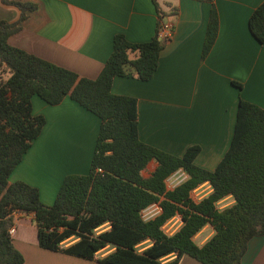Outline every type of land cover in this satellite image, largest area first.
<instances>
[{
	"label": "trees",
	"instance_id": "16d2710c",
	"mask_svg": "<svg viewBox=\"0 0 264 264\" xmlns=\"http://www.w3.org/2000/svg\"><path fill=\"white\" fill-rule=\"evenodd\" d=\"M1 1L15 5L19 16L13 22L0 20V264L23 262L8 231L14 213L32 215L41 248L100 264H178L183 254L203 264H239L248 240L264 233V108L239 97L229 145L214 169L207 170L194 163L198 145L176 156L142 142L136 98L111 92L115 76L152 77L168 40L158 36V29L176 8L151 0L157 15L154 35L130 42L115 34L100 72L87 78L10 45L8 37L20 30L36 4ZM198 1L211 3L201 50L204 58L217 37L219 19L213 0ZM248 29L258 42L264 41V0L250 13ZM232 84L241 88L237 81ZM33 95L52 105L69 97L100 119L88 172L66 175L52 204L40 200L36 187L8 181L45 123L41 114L32 113ZM150 160L156 166L144 176L142 170ZM178 167L188 178L165 190L164 179ZM204 182L210 192L194 200L191 191ZM226 196L232 203L219 208L217 202ZM157 200L161 213L143 221L141 209ZM175 215L181 225L167 234L162 227ZM205 224L212 226L213 234L197 245L193 236ZM67 240L73 242L63 246ZM144 241L149 244L137 249ZM105 247L111 250L96 257Z\"/></svg>",
	"mask_w": 264,
	"mask_h": 264
},
{
	"label": "crops",
	"instance_id": "0c3cea01",
	"mask_svg": "<svg viewBox=\"0 0 264 264\" xmlns=\"http://www.w3.org/2000/svg\"><path fill=\"white\" fill-rule=\"evenodd\" d=\"M19 1L33 2L36 8L22 21L20 30L8 37V43L87 78L100 72L112 51L115 34L142 42L155 33L157 15L151 0ZM158 1L176 12L164 19L169 37L152 77L115 76L111 92L136 98L137 132L142 142L176 156L198 145L194 163L213 170L231 140L239 97L264 108V41L258 42L248 29L249 15L262 0H213L218 33L204 58L201 50L211 3ZM18 16L15 5L0 0V20L13 22ZM31 105L32 113L41 114L45 123L8 181L36 187L40 200L52 204L66 175L88 172L100 119L69 97L52 105L33 95ZM149 163L156 166L150 160L145 168ZM203 185L209 189L197 200L211 190L206 182L197 187ZM222 201L226 202L218 205ZM232 201L226 196L217 206L222 208ZM173 217L179 223L168 234L181 225L180 217ZM13 222V243L23 256L22 264H100L38 246L31 214L14 213ZM19 228H31L32 237L19 234ZM212 234V226L205 224L193 240L202 245ZM105 249L95 256L111 250ZM173 257L168 255L164 260ZM178 264L203 263L183 254ZM239 264H264V233L248 240Z\"/></svg>",
	"mask_w": 264,
	"mask_h": 264
},
{
	"label": "built area",
	"instance_id": "2783aa9c",
	"mask_svg": "<svg viewBox=\"0 0 264 264\" xmlns=\"http://www.w3.org/2000/svg\"><path fill=\"white\" fill-rule=\"evenodd\" d=\"M169 27L168 24L163 22L158 29V36L160 38H168L169 37ZM99 170V169H98ZM188 178V173L182 167H178L174 171H172L165 179H164V187L165 190H171L182 183L184 180ZM198 187L194 188L193 194H195ZM162 211V207L159 203V200L153 201L149 203L147 206L141 209L140 216L143 221H148L159 215ZM163 228V227H162ZM164 230V229H163ZM9 234L13 235L15 228L14 225L9 228Z\"/></svg>",
	"mask_w": 264,
	"mask_h": 264
},
{
	"label": "rangeland",
	"instance_id": "374dc122",
	"mask_svg": "<svg viewBox=\"0 0 264 264\" xmlns=\"http://www.w3.org/2000/svg\"><path fill=\"white\" fill-rule=\"evenodd\" d=\"M154 169V164L153 163H149L147 168H145L143 170V175L144 176H148L150 174V172ZM209 189V187L207 185H203L200 188L197 189L196 193L193 194V191L191 192V196L194 200H197V198L202 195L203 193H205L207 190ZM226 201H222L220 202L218 205H223ZM179 223V219L178 218H171L169 219V221H167V223L165 224V226L163 227L164 231L168 234L171 231L174 230V228L178 225ZM105 227V226H104ZM23 229V230H21ZM19 234L25 235V236H29L32 237L33 232L30 229H26V228H19ZM18 234V235H19ZM69 241V240H67ZM149 243V241H144L143 243L139 244L137 246V249L141 250L142 247H144L145 245H147ZM110 249V247H106L105 250Z\"/></svg>",
	"mask_w": 264,
	"mask_h": 264
}]
</instances>
